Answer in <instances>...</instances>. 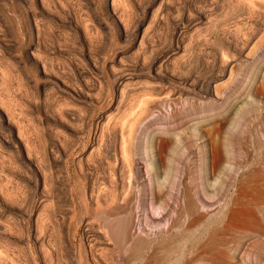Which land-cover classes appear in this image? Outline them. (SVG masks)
<instances>
[{
    "label": "rangeland",
    "instance_id": "374dc122",
    "mask_svg": "<svg viewBox=\"0 0 264 264\" xmlns=\"http://www.w3.org/2000/svg\"><path fill=\"white\" fill-rule=\"evenodd\" d=\"M243 1L0 0V264L70 260L61 257L57 230L62 212L71 210L74 181L56 161L58 148L75 151L73 170L93 129L106 130L112 123L118 130L120 118L137 113L155 87H183L156 74L160 67L173 77L202 79L221 71L214 61L221 45L234 53L244 46L245 57L231 64L235 80L229 83V68L217 81L216 111L225 112L228 96L244 102L248 116H256L254 129L264 134V0ZM222 30L233 33L228 39ZM175 41L180 48L173 54ZM165 102L154 106L152 116L182 106V101ZM234 192L235 187L224 196L221 209ZM175 206L165 210L160 232L169 228ZM214 206L201 207L211 222ZM82 233L83 227L76 247ZM250 264L258 263L252 257Z\"/></svg>",
    "mask_w": 264,
    "mask_h": 264
},
{
    "label": "bare ground",
    "instance_id": "6f19581e",
    "mask_svg": "<svg viewBox=\"0 0 264 264\" xmlns=\"http://www.w3.org/2000/svg\"><path fill=\"white\" fill-rule=\"evenodd\" d=\"M224 33L229 39L233 32ZM226 46L218 45L214 57L221 71L207 72L202 79L173 77L160 67L156 74L183 87L166 91L157 86L137 113L120 118L118 130L112 123L106 130L93 129L73 170L75 151L58 148L56 161L64 163L74 181L69 187L71 210L58 220L60 254L71 260L63 264H250L252 257L260 264L264 259V134L254 129L256 116H248L244 102L234 103L228 96L225 112L216 111L221 97L217 81L229 68L228 79L235 80L231 64L245 57L244 46L235 53ZM179 48L176 42L173 54ZM244 62H249L243 61L246 67ZM123 83L121 79L118 88ZM165 101H182V106L152 116L154 106ZM233 187L227 208L221 209ZM174 203L170 226L160 232L165 210ZM206 205H218L213 222L201 211Z\"/></svg>",
    "mask_w": 264,
    "mask_h": 264
}]
</instances>
